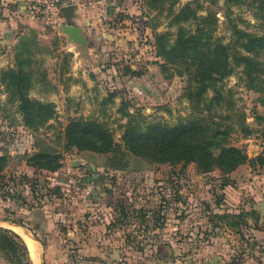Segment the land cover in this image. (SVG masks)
Segmentation results:
<instances>
[{
    "label": "rangeland",
    "instance_id": "obj_1",
    "mask_svg": "<svg viewBox=\"0 0 264 264\" xmlns=\"http://www.w3.org/2000/svg\"><path fill=\"white\" fill-rule=\"evenodd\" d=\"M41 23V31L0 34V157L6 154L0 172V264H14L4 248L11 237L7 230L20 236L12 226L34 241L33 251L28 249L33 264H223L224 256L250 252L247 226L216 216L245 203L248 175L234 177L218 168L203 173L184 160L135 157L123 136L127 130L147 134L153 126H183L190 137L209 141L216 154L228 146L242 149L250 160L251 151L262 154L264 0H129L101 19L108 35L104 46L90 52L84 36L78 54L61 49L67 41L60 26ZM197 28L198 48L207 50L202 44L211 35L237 56L252 58L253 67L230 59L231 74L197 96L195 74L202 66L196 61L203 55L168 61L158 46L175 44L179 30L188 38ZM247 35L257 41L248 43ZM18 53L34 72L28 97L55 111L36 131L26 124L15 82L8 84L15 74L3 76L16 70ZM67 73L71 79L58 83L56 77ZM39 78L44 81L35 82ZM61 88L68 97L50 98ZM74 121L83 124L75 130L84 133L81 142L106 136L114 144L112 154L69 146L65 128ZM39 151L54 155L59 167L28 163ZM254 161L262 165L263 155ZM252 163L243 164L247 171ZM162 242L169 246L158 248Z\"/></svg>",
    "mask_w": 264,
    "mask_h": 264
},
{
    "label": "trees",
    "instance_id": "obj_2",
    "mask_svg": "<svg viewBox=\"0 0 264 264\" xmlns=\"http://www.w3.org/2000/svg\"><path fill=\"white\" fill-rule=\"evenodd\" d=\"M207 18L208 17H202L201 20L205 22ZM200 30V28H197L195 34H190L188 38L185 37L183 30H179L176 35L175 44H158L160 55L168 61H173L174 59H183L184 61L190 59V61H193L197 55H203L204 59L196 61L202 66L197 69L195 74V78L199 85L197 96H201L206 88L215 81L221 80L225 76L231 74L232 70L227 69L230 59H243L246 67H253L252 58L243 55L237 56V51H234L231 45L223 44L221 39L211 41V35L206 37V41L203 44L201 43L202 46H207V50L198 48L197 44L201 40ZM160 39L161 35L158 36V41ZM260 40H262V38ZM246 41L248 43H253L257 41V38L247 35ZM245 48L248 49V52L253 51V48L248 46H245ZM206 61H208L209 64L203 67V63ZM28 63L30 64L29 60L22 58L21 53H18L16 56V70L3 72V76L6 77L7 75L15 74V77L11 76L13 82L11 80L8 84L12 85L15 82L16 87L14 88L20 95V101L24 104L23 112L27 116L26 124L31 130L36 131L46 125L47 120L54 115L55 111L50 103L41 102L28 97V91L33 83L32 76L34 75L33 70H31V68L29 70ZM26 67L28 70L25 69ZM126 69L132 74L135 73L134 69L129 66H127ZM43 81V78H39L35 82ZM82 125L83 124L79 121H74L66 126L65 135L66 138L70 140L69 146L74 145L79 149L89 150L96 154H110L113 151L114 144L112 140L107 139L106 136L104 141H96L95 143L81 142L80 138L84 133L75 134V130L82 129ZM181 130L185 132L184 135H182ZM185 130L186 128L183 126L181 129H164L153 126L148 130L147 134L138 133L135 130H127L123 137L127 150L135 157L168 163L184 160L188 163H195L203 173L211 172L215 168H218L222 172L229 173L235 171L239 166L245 163H252L248 155L238 147H221L216 154L214 150L210 148L209 141L201 137L192 138ZM174 131H177V133L175 132V134L172 135ZM87 132L88 131L85 133ZM153 134V140H148L146 138V135L152 136ZM156 134H158V136L164 134L168 139L162 140ZM5 155L0 157V172ZM55 160L54 155L39 151L35 152L29 158L28 163L39 169L56 170L59 164L55 163ZM252 215H254V213ZM216 216L220 219H229L231 217L232 220L228 222L229 225L236 224V226H239L241 224L247 226L248 224L245 219L246 214L243 212L238 215L219 214ZM6 232L11 236L9 237L10 241L4 244V248L9 251V255H12L10 261L14 262V264H33L29 256V248L22 238L10 230ZM157 253H159V250H157Z\"/></svg>",
    "mask_w": 264,
    "mask_h": 264
},
{
    "label": "crops",
    "instance_id": "obj_3",
    "mask_svg": "<svg viewBox=\"0 0 264 264\" xmlns=\"http://www.w3.org/2000/svg\"><path fill=\"white\" fill-rule=\"evenodd\" d=\"M129 3V0H59V5L62 7L66 5H74L75 8L73 10V18L74 24L82 28V34L87 39V46H92L89 51H96L98 47L104 46L105 38L108 35L105 34V30L101 29L102 26L101 19H104L105 14L110 13L114 10H120L125 8ZM62 12V11H61ZM62 18L64 19V15L62 12ZM40 19H31L29 16V5L26 0H0V34L6 35L11 32H16L17 30H22L24 32L29 31V28H35L38 30H42V24ZM61 26V25H60ZM6 31V33H5ZM38 31V35H43L42 32ZM37 32V30H36ZM61 35V34H60ZM2 37V36H0ZM63 39L66 38L67 45H62L61 49H65L66 51L73 52L74 54H78L76 52L78 49V44L71 42V40L64 34H62ZM64 46V47H63ZM89 52V53H90ZM92 66L96 65V62H90ZM60 74V73H59ZM70 73H67V77L65 78V74L63 76L58 75L56 79L58 83L66 82L69 78ZM71 76V75H70ZM85 81H90L87 76H82ZM68 97V91H64L62 88L56 91V94H52L50 98L56 97ZM251 151V150H250ZM261 152H252L249 154V157L253 159V168L249 167V171L246 170V165L239 166L235 171L231 174L234 177H240L242 172L243 175H248V187L246 189V201L242 206H234V211L231 215H238L243 212L246 214V222L248 231L250 232L249 239V247L250 252L246 254H239L241 252H236V256H232L233 258H222L220 263L225 264H264V163L259 165L255 160V158L259 155H263ZM250 166V165H249ZM260 167V169H259ZM101 177L102 176H98ZM96 180H100L94 178ZM221 214H229L228 209L221 210ZM254 213V215H252ZM223 221L225 219H222ZM169 246V243L162 242L157 245L161 248V246ZM170 248V247H168ZM172 249V248H170ZM172 252V251H171ZM170 252V253H171ZM157 256V249L154 251ZM159 253L160 249H159ZM239 253V254H238ZM83 257V256H81ZM223 257V256H222ZM241 257V258H239ZM164 259V255L161 257ZM221 259V258H220ZM164 261V260H163Z\"/></svg>",
    "mask_w": 264,
    "mask_h": 264
},
{
    "label": "built area",
    "instance_id": "obj_4",
    "mask_svg": "<svg viewBox=\"0 0 264 264\" xmlns=\"http://www.w3.org/2000/svg\"><path fill=\"white\" fill-rule=\"evenodd\" d=\"M29 5V16L31 19H40L57 28L63 22L59 0H26Z\"/></svg>",
    "mask_w": 264,
    "mask_h": 264
},
{
    "label": "water",
    "instance_id": "obj_5",
    "mask_svg": "<svg viewBox=\"0 0 264 264\" xmlns=\"http://www.w3.org/2000/svg\"><path fill=\"white\" fill-rule=\"evenodd\" d=\"M74 8V5H66L61 8V11L64 15V23L60 26L59 31L65 34L71 40V42L85 44L86 39L82 34V28L76 26L72 20Z\"/></svg>",
    "mask_w": 264,
    "mask_h": 264
},
{
    "label": "bare ground",
    "instance_id": "obj_6",
    "mask_svg": "<svg viewBox=\"0 0 264 264\" xmlns=\"http://www.w3.org/2000/svg\"><path fill=\"white\" fill-rule=\"evenodd\" d=\"M12 227L19 228L18 230H20V231H18V232H19L20 236L22 237V239L24 240V242L26 243L28 248L33 251L34 241L32 240L31 236L28 233H26L25 229L20 228V227H16V226H12Z\"/></svg>",
    "mask_w": 264,
    "mask_h": 264
}]
</instances>
